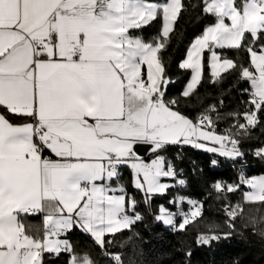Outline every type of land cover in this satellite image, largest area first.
<instances>
[{"label": "snow or ice", "instance_id": "obj_1", "mask_svg": "<svg viewBox=\"0 0 264 264\" xmlns=\"http://www.w3.org/2000/svg\"><path fill=\"white\" fill-rule=\"evenodd\" d=\"M201 6L215 23L189 45L178 65L190 70L188 83L169 98L176 80L163 52L179 18ZM158 20L159 33L151 39L132 35ZM225 49L235 50L237 59L217 51ZM206 52L210 83L223 82L227 73L236 75L237 87L249 84L238 88L249 97L245 110L227 113L235 123L223 133L217 132L223 117L215 105L195 119L181 111V97L191 106L188 98L202 83ZM262 137L264 0H0V264H56L62 257L65 264H99L91 250H78L67 238L77 229L109 264H142L143 249L136 245L130 253L110 251L117 233L132 232L145 220L141 202L173 233L193 225L197 247L210 248L249 229L264 244V216L245 213L239 202L223 205L224 227L194 224L204 202L179 193L168 201L175 211L163 204L158 213L152 209L155 196L188 185L183 170L177 172L164 155L171 146L235 164L245 160L243 145L250 141H259L252 155L264 160ZM141 148L150 160L142 158ZM210 164L217 167L218 160ZM123 169L141 200L128 193ZM241 185L251 189L244 192L246 203L264 202V176L248 178L241 171L238 184L217 180L211 187L217 200L227 201ZM37 215L43 229L25 223ZM201 223L206 231H199ZM133 236L139 233L120 248ZM186 255L191 257L190 249Z\"/></svg>", "mask_w": 264, "mask_h": 264}, {"label": "trees", "instance_id": "obj_2", "mask_svg": "<svg viewBox=\"0 0 264 264\" xmlns=\"http://www.w3.org/2000/svg\"><path fill=\"white\" fill-rule=\"evenodd\" d=\"M183 2L188 4L189 0H183ZM192 2H198V0H192ZM235 2L241 4L242 0H235ZM214 23V17L203 14L202 6L195 10L189 8L179 18L172 35L171 44L163 52L164 60L168 65V74L176 80L175 84L169 86L167 93L169 98L179 96L189 80L190 71L181 70L178 66L184 59L189 45L197 36L202 34L205 26ZM159 29L160 21L158 20L151 27H145L142 32L133 30L132 35H142L147 41L156 36L159 33ZM220 51L233 60L237 59L235 50L225 49ZM204 55L202 83L198 86L197 91L188 98L191 106H186L185 98L181 97V111L195 119L205 108L215 105L223 117L216 121L217 132L223 133L225 128L235 123V120L227 116V113L237 110L242 113L245 110L249 97L246 93L239 91L238 88H249V85L247 82H242L237 87L236 75H228L227 73H222L225 77L223 82L210 83L211 75L207 67V53ZM240 57L244 60L245 66H247V53L241 51ZM221 101H223V104H221ZM212 115L215 117L216 114L212 113ZM240 122H244L242 118ZM257 135H259V132H257ZM257 144H259V141L245 142L243 145V150L246 154L245 160L235 164L187 147L171 146L164 155L167 159L173 161L177 172L181 169L183 170L182 175L188 181V185L186 188H173L169 190L167 195L155 196L152 204L153 212L158 213V206L161 204L175 211V207L169 204L168 201L179 193L190 199L204 202L203 216L202 218H197V221L193 222L194 224L203 220L207 223L216 222L224 227L223 205L225 203L235 204L239 202L243 205L245 213L264 216V202L246 203L243 201L244 185H241V190L229 193L227 201L217 200V193L211 187L217 180L238 184L239 177L237 172L240 169H237V165H247V167H240L243 168L241 170H243L246 177L250 178L264 174V160L252 155L253 147ZM213 158L218 160L217 167H212L210 164ZM123 176L125 182L128 183V193L141 200V194L131 187L128 169H123ZM169 181L172 183L170 179ZM182 206L185 212L190 207L187 203ZM144 209L145 206L141 202L139 210L145 214L143 223L135 225L132 232L124 230L121 233H117L114 238L115 243L110 247V251L130 253L132 245H136L138 248L143 249V256L138 257L142 264H237V262L238 264H264V244L261 243L257 236L252 235L251 229L244 231L243 236L234 233L229 240H222L219 244L214 242L210 248L197 247L196 237L199 232L193 225L188 226L186 233H173L162 223H156L154 216L145 213ZM25 223L26 225H36L42 229L41 218L38 215L25 219ZM240 227L241 222L238 219L237 228ZM225 230L227 229L225 228ZM199 231H206L203 223L200 224ZM133 233H139V237L133 236L128 246L121 249L119 246L120 242L132 236ZM67 238L77 246L78 250H91L94 259H97L99 264H109L107 259L100 256V250L93 245L90 237L81 233L78 229L69 233ZM177 248L180 250L177 251ZM189 249L192 252L191 257L186 255ZM45 259L47 261V256ZM56 264H65V258L62 257Z\"/></svg>", "mask_w": 264, "mask_h": 264}, {"label": "crops", "instance_id": "obj_3", "mask_svg": "<svg viewBox=\"0 0 264 264\" xmlns=\"http://www.w3.org/2000/svg\"><path fill=\"white\" fill-rule=\"evenodd\" d=\"M227 22V21H226ZM227 23H230V22H227ZM193 42V41H192ZM217 51H220V50H217ZM207 53V52H206ZM210 55V53H207V57ZM185 57H186V55H185ZM185 57H184V59H185ZM183 59V60H184ZM182 60V61H183ZM210 70V69H209ZM190 71V70H189ZM191 74V73H190ZM188 83V82H187ZM186 83V84H187ZM249 85V84H248ZM186 86V85H185ZM185 88V87H184ZM184 90V89H183ZM219 133H221V132H219ZM183 147H187V148H190V149H192V150H195V151H198V152H202V153H206V152H204V151H202V150H198V149H193V148H191L190 146H183ZM47 154V153H46ZM206 154H209V153H206ZM209 155H213V154H209ZM218 157V156H217ZM142 158L143 159H145V160H150L152 157H151V155L148 153V152H146L145 153V155H143L142 156ZM218 158H220V159H223V158H221V157H218ZM261 176H264V174H260V175H256V176H252V177H256V178H259V177H261ZM252 177H250V178H252ZM162 182H168V183H171L170 181H169V178H162ZM245 187V191L244 192H247V191H251V189H249V188H247L246 186H244ZM244 192H243V201H244ZM182 208H183V206H182ZM183 210H184V208H183ZM38 216H40V218H41V224H42V229H43V217H42V215H38ZM30 217V216H29ZM29 217H26L25 219H27V218H29Z\"/></svg>", "mask_w": 264, "mask_h": 264}, {"label": "built area", "instance_id": "obj_4", "mask_svg": "<svg viewBox=\"0 0 264 264\" xmlns=\"http://www.w3.org/2000/svg\"><path fill=\"white\" fill-rule=\"evenodd\" d=\"M251 107V106H250ZM237 167V169H240V171H238L237 173H238V177L240 176V172L241 171H243V170H241V169H243V168H240V167H247V165H245V164H243V165H237L236 166ZM249 178V177H248Z\"/></svg>", "mask_w": 264, "mask_h": 264}, {"label": "water", "instance_id": "obj_5", "mask_svg": "<svg viewBox=\"0 0 264 264\" xmlns=\"http://www.w3.org/2000/svg\"><path fill=\"white\" fill-rule=\"evenodd\" d=\"M146 152H147V151H145L144 148H141V150H140V155L143 156V155H145Z\"/></svg>", "mask_w": 264, "mask_h": 264}]
</instances>
